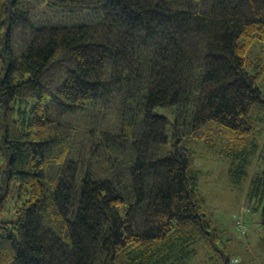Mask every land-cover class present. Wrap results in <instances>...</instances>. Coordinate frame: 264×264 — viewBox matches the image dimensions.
<instances>
[{"label": "trees", "instance_id": "1", "mask_svg": "<svg viewBox=\"0 0 264 264\" xmlns=\"http://www.w3.org/2000/svg\"><path fill=\"white\" fill-rule=\"evenodd\" d=\"M199 139L264 223V0H0V264H229Z\"/></svg>", "mask_w": 264, "mask_h": 264}, {"label": "rangeland", "instance_id": "2", "mask_svg": "<svg viewBox=\"0 0 264 264\" xmlns=\"http://www.w3.org/2000/svg\"><path fill=\"white\" fill-rule=\"evenodd\" d=\"M193 146L198 155L199 188L206 198L207 213L221 232L220 251L230 256L229 264H264L263 207L249 206V183L236 186L231 182L228 171L230 161L221 142L211 145L199 139L193 142ZM4 165L2 158L0 167ZM243 206H248L243 213V222L247 225L244 235L235 223ZM218 260L223 262L218 251L210 254L199 243L188 264H218Z\"/></svg>", "mask_w": 264, "mask_h": 264}, {"label": "built area", "instance_id": "3", "mask_svg": "<svg viewBox=\"0 0 264 264\" xmlns=\"http://www.w3.org/2000/svg\"><path fill=\"white\" fill-rule=\"evenodd\" d=\"M240 225H241V227H243V226H244L242 223H241Z\"/></svg>", "mask_w": 264, "mask_h": 264}]
</instances>
